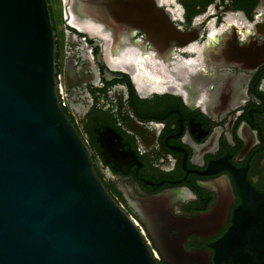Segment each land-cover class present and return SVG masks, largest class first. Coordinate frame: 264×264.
I'll return each instance as SVG.
<instances>
[{
  "label": "flooded vegetation",
  "instance_id": "obj_1",
  "mask_svg": "<svg viewBox=\"0 0 264 264\" xmlns=\"http://www.w3.org/2000/svg\"><path fill=\"white\" fill-rule=\"evenodd\" d=\"M48 1L58 102L101 183L158 264H213L238 182L264 193V0Z\"/></svg>",
  "mask_w": 264,
  "mask_h": 264
},
{
  "label": "water",
  "instance_id": "obj_2",
  "mask_svg": "<svg viewBox=\"0 0 264 264\" xmlns=\"http://www.w3.org/2000/svg\"><path fill=\"white\" fill-rule=\"evenodd\" d=\"M55 53L48 0H0V264H158L61 109ZM238 191L213 264H264V193Z\"/></svg>",
  "mask_w": 264,
  "mask_h": 264
}]
</instances>
